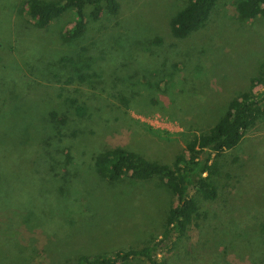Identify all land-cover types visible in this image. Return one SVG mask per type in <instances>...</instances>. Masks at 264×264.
<instances>
[{
  "label": "rangeland",
  "instance_id": "374dc122",
  "mask_svg": "<svg viewBox=\"0 0 264 264\" xmlns=\"http://www.w3.org/2000/svg\"><path fill=\"white\" fill-rule=\"evenodd\" d=\"M22 1L0 0V57L26 89L22 92L23 102L21 94L10 102L0 98V119L16 120L19 115L14 114L20 111L28 116L25 126L31 127L33 119L41 120L51 111L74 114L64 98L55 96L64 90L66 96H75L89 109L91 126L87 136L66 141L67 146H74L75 156L71 167L65 168L68 176L63 170L59 182L48 185L45 191L44 181L36 176L41 166L37 156L17 160L18 172L14 175L18 174V200L24 206L35 202L39 205L37 196L43 195L49 201L53 195V206L45 203L40 215L25 212L19 217L17 212L11 213V217L17 215L13 221L19 220L14 227H19L0 228V254L13 255L14 264H21L30 258L36 262L49 260L47 256L52 254L63 259L86 253L111 254L160 240L161 220L174 202L173 193L158 179L125 178L117 183L101 180L90 156L95 150L122 147L172 165L194 136L208 132L219 121L229 100L250 89L251 79L264 63V18L243 16L237 12L235 0H219L203 30L176 41L188 56L195 55L185 71V62L177 69H165L162 57L150 58L137 44L155 36L173 39L170 23L188 0H119L118 14L106 12L100 21L89 25L82 40L73 44L61 38L73 25L72 9L42 34L30 26ZM16 21L28 29L17 34ZM133 30H139L136 37H122L128 32L133 35ZM36 39L46 45L44 60L51 59L56 65L50 73L37 63L42 73L33 75L29 69L34 71L32 65L36 64L26 65L29 53L26 55L25 42ZM114 43L133 44L127 46L134 52L112 55ZM65 57L77 61L63 60L60 67L57 60ZM123 59L131 65L130 73L114 76V81L107 83L95 81L96 90L87 83L70 81L69 76L92 72V62L94 67L109 60L111 69L117 62L124 65ZM19 69H25L22 72L28 77ZM55 75L60 76L59 81ZM186 76L195 80L194 87ZM262 89L258 85L255 91ZM217 161L219 173L212 182L218 197L205 200L191 190L200 210L188 231L174 235L159 254L166 264H264L260 256L264 254V116L239 146ZM16 203L7 200L8 205ZM5 237L18 240L11 251L2 243Z\"/></svg>",
  "mask_w": 264,
  "mask_h": 264
},
{
  "label": "trees",
  "instance_id": "16d2710c",
  "mask_svg": "<svg viewBox=\"0 0 264 264\" xmlns=\"http://www.w3.org/2000/svg\"><path fill=\"white\" fill-rule=\"evenodd\" d=\"M218 1L188 0L187 6L170 23L173 39L167 40L159 36H155L153 39L146 38L143 40L144 43L141 41L137 44L138 48L141 49L140 51L148 53L150 58H154V56L162 57L165 69H177L181 63L185 62L183 63L186 64L185 71L189 70V67L194 62L195 55L188 56L187 51L184 48H179L180 44L176 43V41L185 40L194 33L203 30L207 26L213 8ZM234 6L238 10L237 12L243 16H262L264 18V0H235ZM22 9L29 17V21L32 24L30 26L42 31V34H45L46 30L56 20L62 18L68 10L72 9L73 25L65 30L61 38L64 43L73 44L82 40L89 32V25L100 21L106 12L118 14L120 1L24 0L22 1ZM16 24L18 25L16 26ZM27 29L28 26H21L17 21L15 22V32L17 34L23 33ZM138 33L139 30H133V35L128 32L126 33L128 34L127 36L125 34L122 37L133 38ZM135 41L133 42L135 43ZM25 43L27 46L26 55L29 53V58L25 60L26 65L30 63L36 64L32 65L34 71L29 69V72L33 75L42 73V71L37 69V63H41L44 68H48V73L53 71V68H56L51 59L44 60L43 51L46 45H41L39 39L26 40ZM51 44L54 43L51 42ZM51 44L47 43L48 51L52 50ZM127 45L133 44L123 46L114 43L112 45L114 51L112 55L134 52V48L132 49L131 46ZM135 48L138 49L137 47ZM83 49L88 52L86 48ZM127 49L128 51L126 52ZM39 51H41L40 54ZM67 59L71 62L77 61L76 58L65 57L60 58L59 61L57 60V64L61 67L62 61ZM107 62L109 63L110 61L102 60L94 67L92 62V64H89L92 72L84 75L79 73L78 75L69 76L70 81L76 80L82 84L87 83L90 89L96 90L98 88L97 83H107L114 79V76L119 77L130 73L131 65L125 64L127 63L125 59L121 61L124 65L120 66V63L117 62L111 69ZM10 68L11 66H6L0 57V98L4 99L5 102H10L13 101V96L18 95L20 98L21 94L20 102H23L25 97L22 96V92L26 91L25 86L22 81H17L11 75ZM157 69L159 70V68ZM19 71L24 77L27 76V72H24V74L22 72L25 69H19ZM45 71L47 70L45 69ZM158 73L160 75L159 71ZM186 78L194 87L196 84L195 80L189 76H186ZM54 79L59 81L60 76L57 77L55 75ZM95 81L97 83L93 84ZM250 85L251 87L248 91L235 96L231 101L227 102L226 110L219 121L208 132L194 136L186 149L175 158L172 165L147 159L137 152L122 147L99 149L91 154L93 169L101 180L117 183L125 178L136 181L158 179L173 193L174 202L167 209L166 217L161 220L160 240H149L142 247L124 248L111 254L86 253L71 259H63L61 255L52 254L53 257L47 256L50 258L49 260L36 262L30 258L21 264H130L134 261L139 264H166L164 260L160 259L159 254L164 248L169 246L174 235L182 236L188 231L200 210L197 199L190 195L191 190H194L196 194L205 200H215L218 197V189L212 182V178L219 173L217 158L226 151L233 150L239 146L246 133L252 130L259 119L264 116V63L261 64L257 75L251 79ZM258 85H262L263 89L256 92L255 88ZM27 92L29 93L28 90ZM63 92L64 90L56 92L55 96L59 99L64 98V103L74 109V114H60L59 112L51 111L49 116L42 117L41 120L33 119L30 122L32 123L31 127L29 125L25 126L27 124L24 122L28 119V116L20 111H17L16 114H14L15 111L13 113L14 115H19L16 120L0 119V228L3 230L7 226L12 228L19 227H14L15 224H19V220H12L17 218V215L10 216L13 212H17L19 217L25 212H35L40 215V210L44 208L45 203L50 207L53 206V195H51V200L49 201L43 195L37 196L40 199L39 205L35 202L31 206H24L18 200L20 192L17 191L15 184L18 174L14 175V173L18 172V167L15 166L17 160L37 156V163L41 161V166L40 172L36 176L39 181H44L45 191L48 185L58 183L61 177L60 173L65 168L67 169V166L71 167L70 164L73 163L75 157L74 146H67L66 141H71V138L81 139L84 135L87 136L88 128L91 126V122H89L91 120L87 118L89 109L86 110L79 103L80 99L71 95L66 96ZM85 120L88 121L86 122ZM98 120L99 118L97 117L95 121ZM71 125L73 126L71 127ZM66 171L64 172L65 176H68ZM8 199L17 203L8 205ZM3 239L2 243L10 251L14 248L13 244L18 241L12 237ZM65 243L68 244V242ZM12 252L14 253V251ZM12 256L8 257L5 254H0V264H14L15 260ZM260 256L264 259L263 252ZM55 258L56 260H53Z\"/></svg>",
  "mask_w": 264,
  "mask_h": 264
}]
</instances>
